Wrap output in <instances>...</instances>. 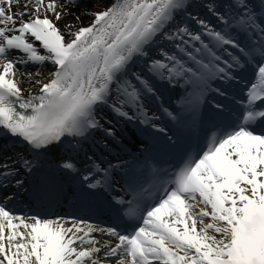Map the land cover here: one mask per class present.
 <instances>
[{
    "label": "snow or ice",
    "instance_id": "6c2138e0",
    "mask_svg": "<svg viewBox=\"0 0 264 264\" xmlns=\"http://www.w3.org/2000/svg\"><path fill=\"white\" fill-rule=\"evenodd\" d=\"M75 2L0 0V130L22 138L34 149H46L64 136H82L87 129H103L114 138L115 132L103 127L95 110L107 104L114 81L120 82L116 104H135L139 99L141 89L122 80L128 75L129 62L147 57L148 48L158 39L189 36L201 41L187 27L175 33L166 28L174 13L184 8L185 0H114L104 10L91 13V24L68 32L66 39L57 22ZM250 3L235 0V6L243 9L237 23L248 34L249 44L242 46L227 31H208L217 46L238 50L233 54L224 48L230 57L224 61L227 69L256 61L247 103L233 124L213 134L207 150L186 161L164 182L155 203L142 205L139 198L127 202L124 216L140 223L130 225L132 231L127 234L114 227L87 225L88 231L81 236L77 233L83 229L76 221L66 228L58 221L15 215L4 203L12 199L5 192L0 200V264H105L113 258L115 264H264V18L257 16V10L264 16V0H259L258 9ZM193 19L207 27L203 20ZM253 36L257 39L252 40ZM201 43L213 61L221 60ZM186 54L195 67L163 53L168 63L152 60L148 70L161 78L167 73L170 81L187 77V82L197 86L212 69L230 78L226 68ZM48 61L54 69L46 82L35 80L39 94L25 96L18 74L29 80L34 75L20 73L17 65ZM39 75L37 71L35 76ZM132 75L143 91H153L147 79ZM113 110L120 117L128 116L121 107ZM11 159L5 156L0 161V189L15 174L8 163ZM19 160L31 168L29 160L23 156ZM63 167L75 168L70 161ZM93 168L107 175L106 169L95 164ZM15 183L17 187L22 184L18 179ZM100 183L97 180L89 187ZM93 231L115 237L117 242L97 246L99 242L89 238Z\"/></svg>",
    "mask_w": 264,
    "mask_h": 264
},
{
    "label": "bare ground",
    "instance_id": "6f19581e",
    "mask_svg": "<svg viewBox=\"0 0 264 264\" xmlns=\"http://www.w3.org/2000/svg\"><path fill=\"white\" fill-rule=\"evenodd\" d=\"M220 1L221 0H185L184 8L179 9L174 13L173 19L169 22L168 25H166V28L168 29V31L170 33H175L177 28L187 27L189 32L192 33L193 30H191V27H190L192 25L190 23H188L189 17L191 16V17L199 18L201 16H204L203 21H204L205 25H208L210 27L214 26L216 29L217 28L216 24L219 23V21H220L219 19H220L221 15H224V13H222L223 9L218 7L219 6L218 4ZM62 2H63V0H62ZM80 2L83 3L85 1L79 0V3ZM91 2L96 4V5L99 4L95 0H91ZM113 2H114V0L108 1L107 4L105 6H102V8L99 11L104 10L105 8L110 6ZM223 3H225V0H223ZM70 6H72V4ZM70 6H68L67 10L71 8ZM210 7L212 8V10H215L216 12L215 11L209 12ZM203 13H206V14H203ZM91 22H87V23L83 24L81 27L89 26L91 24ZM61 23H63V19H61L60 21L57 22V26L65 34V30L61 26ZM65 37H66V35H65ZM256 39L257 38L255 36L252 37V40H256ZM184 41H187V43L185 44ZM248 42H250V41H246V43H248ZM189 45H190V41H189V38L187 36H183V39H181L180 37H177L174 40L158 39L156 43L152 44L151 47L148 48V56L147 57H134L133 60L130 61V68L131 69L141 68V70H147V72L142 71V74H143L144 78L149 79L148 66L152 62V60L161 59L163 56V53H165V51L167 54H169L170 52L175 51L174 48L181 47V46H189ZM17 67H18L20 73H32L34 75V79L29 80L27 78V75L20 77L18 74V79H20V87L24 90V95L39 94L38 93V87L39 86L35 84V80L39 79L42 82H46V77H48L49 73L54 69V65L50 61L45 62L44 65H41V66L35 65V66L27 67L25 65H17ZM37 71H39V73H40L39 76H35ZM123 79L128 80V75L125 77H122V80ZM149 80H150L149 81L150 84H152V81H151L152 79L150 78ZM119 83H120L119 81H114V84L112 86V90L109 94V99H108L107 105L110 106L109 107L110 113L108 112V107L106 104L100 106V108L95 110L98 120L100 118L99 117L100 114H107L105 116L106 120L107 119H113L109 114L114 115V118L116 119L118 117V115L113 110L114 106L121 107V110L124 112L130 111V109H128L126 106V103L122 104V105L116 104L117 98L120 96V94L116 90V85ZM131 84L133 85V83H131ZM120 98L123 99V97H120ZM118 118H120V117H118ZM115 127L119 130L121 129V126L118 123L115 125ZM92 130L93 129H87L85 131L84 135H82V136H76V137L66 136L64 138L65 151L66 152H74L82 144L83 140H87V138L92 134V132H91ZM100 140H104V137H102ZM133 140H135V139H133ZM55 144L60 146L61 144H63V141L62 140L56 141ZM11 155H13V154H11ZM20 156H22V154L15 155L14 157H12V159L10 161H8V163L12 166L14 171L19 170V169H17V167L21 163L19 160ZM97 160H99V159H97ZM17 178H18V180H20L19 176H17ZM9 180L11 183L9 185H6V187H4L3 190L7 191L9 193L8 195L10 197H12L14 192H15V189H16V183H15L16 181L13 180L12 176L9 177ZM0 200H2V199H0ZM5 205L7 207V204H5ZM58 222H60L63 225V222H61V221H58ZM95 240H97L99 242V244L103 242L102 238H95Z\"/></svg>",
    "mask_w": 264,
    "mask_h": 264
},
{
    "label": "rangeland",
    "instance_id": "374dc122",
    "mask_svg": "<svg viewBox=\"0 0 264 264\" xmlns=\"http://www.w3.org/2000/svg\"><path fill=\"white\" fill-rule=\"evenodd\" d=\"M84 1L85 2L83 3H79V0H76V2L72 4V6L69 5L71 8L67 10L68 14L65 18H63V23H61V26L65 30L66 38H68V32H74L83 24L91 22L93 19L91 13L98 12L102 8V6H105L107 2L111 0H95L99 3L97 5L92 3L91 0ZM77 17H79V19H77Z\"/></svg>",
    "mask_w": 264,
    "mask_h": 264
}]
</instances>
